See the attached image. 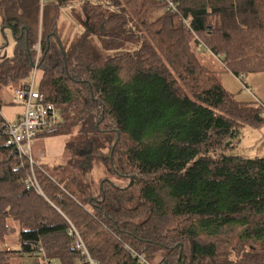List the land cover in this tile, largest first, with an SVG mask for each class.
Masks as SVG:
<instances>
[{"label": "trees", "instance_id": "1", "mask_svg": "<svg viewBox=\"0 0 264 264\" xmlns=\"http://www.w3.org/2000/svg\"><path fill=\"white\" fill-rule=\"evenodd\" d=\"M64 10L82 30L65 36ZM0 18L16 38L0 56V244L11 221L20 231L0 264H90L72 227L98 264H142L126 245L152 264H264V157L230 153L264 104L201 59L264 72V0H0ZM37 44L61 116L44 135L69 139L63 162L32 169L1 108L30 83Z\"/></svg>", "mask_w": 264, "mask_h": 264}, {"label": "rangeland", "instance_id": "2", "mask_svg": "<svg viewBox=\"0 0 264 264\" xmlns=\"http://www.w3.org/2000/svg\"><path fill=\"white\" fill-rule=\"evenodd\" d=\"M60 19L64 25L65 36L76 34V32H79L83 29L82 26L74 19V17L70 15L69 10H64ZM15 46V36L9 28H2L0 18V56L6 54L7 57H12ZM201 55V59L205 61L211 69L216 71L224 86L229 91H231L238 100L253 102V105L264 104V72L249 73L245 75L244 78H239L236 77L231 71L226 69L219 57L213 56L210 53H202ZM33 64V68L37 72L39 61L37 63L33 62ZM31 81H33V76ZM34 87L35 89H39L38 80H35ZM8 93L13 96L14 92ZM58 117L61 118L59 113ZM263 145L264 126H247L244 129V135L241 141L230 151V153L243 154L247 157L263 156ZM93 172L96 177L100 175V170L98 169H94ZM35 186L37 187V190L40 191L37 180L35 182ZM19 232L18 222L11 221L8 228L7 239L4 243L0 244V248L9 250L10 245H13L10 246L11 249L20 248V243L18 240Z\"/></svg>", "mask_w": 264, "mask_h": 264}, {"label": "built area", "instance_id": "3", "mask_svg": "<svg viewBox=\"0 0 264 264\" xmlns=\"http://www.w3.org/2000/svg\"><path fill=\"white\" fill-rule=\"evenodd\" d=\"M44 1L46 0H41L42 4ZM36 50L37 55L34 63L39 61L41 54L40 44L36 45ZM32 76L33 81L30 80L27 86L13 91L12 102L22 105L24 111L15 120H5L4 133L8 136L7 143L12 145L21 157L28 158L33 169V165H37L32 156L36 138L41 132H47L58 127L61 118L58 117V113L60 114L58 108L54 104L47 102L39 89H35L34 82L37 80L36 71ZM27 181L29 184L35 185L36 177L34 171L32 178H29ZM71 231L75 235V246L80 253L88 258L90 264H98V261L93 259L89 254L88 248L79 232L74 227H72ZM126 248L142 264H152L144 254L138 253L128 245H126ZM39 264L50 263L45 258H41Z\"/></svg>", "mask_w": 264, "mask_h": 264}, {"label": "crops", "instance_id": "4", "mask_svg": "<svg viewBox=\"0 0 264 264\" xmlns=\"http://www.w3.org/2000/svg\"><path fill=\"white\" fill-rule=\"evenodd\" d=\"M36 78H40V73L36 72ZM39 81V80H38ZM10 92H13L12 89ZM8 94V101L12 102V96ZM24 111V107L20 104L3 105L1 108L2 115L5 120H15ZM264 126V124H263ZM69 137L66 135H55L45 136L44 132H41L35 140L33 145L32 156L38 165H45L52 167L55 164L64 161L65 147ZM264 157V145H263V156ZM20 239V236L18 240ZM13 246V245H10ZM9 246V250L11 247Z\"/></svg>", "mask_w": 264, "mask_h": 264}, {"label": "water", "instance_id": "5", "mask_svg": "<svg viewBox=\"0 0 264 264\" xmlns=\"http://www.w3.org/2000/svg\"><path fill=\"white\" fill-rule=\"evenodd\" d=\"M32 64H33V62H32ZM33 66H34V64H33ZM230 142H228L227 144H229Z\"/></svg>", "mask_w": 264, "mask_h": 264}]
</instances>
